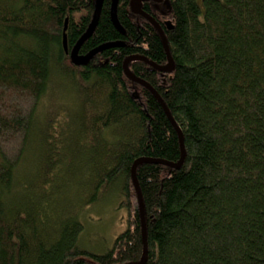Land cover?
I'll return each mask as SVG.
<instances>
[{
  "label": "trees",
  "instance_id": "1",
  "mask_svg": "<svg viewBox=\"0 0 264 264\" xmlns=\"http://www.w3.org/2000/svg\"><path fill=\"white\" fill-rule=\"evenodd\" d=\"M130 1L118 0L123 33L104 1L78 53L121 45L77 67L62 47L64 23L70 51L95 0H0V264H136L142 258L132 165L141 158L174 164L181 151L158 100L124 74L130 57L168 63L155 27L131 13ZM167 1L168 8L144 2L142 11L162 30L173 71L140 60L128 64L162 100L185 153L179 169L144 163L135 170L145 264H264V0ZM62 83L75 101L73 141L90 155L85 177L67 196L53 183L60 172H74L63 164L56 137L61 120L52 125L49 116L38 117L43 99ZM37 139L49 160L42 171H36ZM111 194L125 214V230L107 253L94 254L79 245L78 214Z\"/></svg>",
  "mask_w": 264,
  "mask_h": 264
},
{
  "label": "rangeland",
  "instance_id": "2",
  "mask_svg": "<svg viewBox=\"0 0 264 264\" xmlns=\"http://www.w3.org/2000/svg\"><path fill=\"white\" fill-rule=\"evenodd\" d=\"M51 94V96H46L40 104L38 117L49 116L51 118L50 124L52 125L55 120H61L58 125L61 132H58L56 137L57 139H59L58 136L61 137V150L64 152L65 158L63 164L68 165V169L74 172L71 174L73 175L71 179L69 178L71 176L69 172L67 174H65V171L64 174L60 172L57 180L53 183L61 184L67 196L79 187L78 185L85 177L87 168L89 167L87 159L90 155L86 147L78 145L73 141L74 135L78 132V125L76 123L75 101L70 89L62 83L60 91ZM71 100L73 104L70 103L72 107L68 113L69 120L68 117L66 120L65 108H67ZM35 147V158L39 162L36 171H42L44 167L48 166L49 160L48 157L43 158L41 156L45 152V149H43L42 143L38 139L36 140ZM42 158L44 161H42ZM78 220L83 226L79 237V245L94 254L103 255L107 253L111 249L114 239L125 230V214L123 211L117 209V200L112 194L105 201L82 209L78 214Z\"/></svg>",
  "mask_w": 264,
  "mask_h": 264
},
{
  "label": "water",
  "instance_id": "3",
  "mask_svg": "<svg viewBox=\"0 0 264 264\" xmlns=\"http://www.w3.org/2000/svg\"><path fill=\"white\" fill-rule=\"evenodd\" d=\"M104 1H110V19H111V22H112L113 26L119 32L123 33V30L120 27V25L117 21V17H116L118 0H95L94 12H93L91 21H90L85 33L79 38V40L76 42V44L74 45V47L71 49L70 52L67 49V41H66V34H65L66 29H67V20H65L64 28H63V34H62V47H63L65 54L69 55V59H70L71 63L77 67H82V66L87 65L88 62L90 60H92V58L96 54L102 52L103 50L111 48V47H117V46L121 45V43L104 44L102 46H99V47L93 49L92 51H90L86 55H79V53H78L81 45L92 35V33H93V31L97 25L99 15H100V11L102 8V4ZM144 2H152L155 4V6H157L159 4H164L168 8V1L167 0H131L129 2V8H130V11L132 14L138 15V16L144 18L145 20H147L149 23H151L155 27L157 33L159 34V36L161 38L164 50L166 52L168 64L166 66H163V67H158L146 59H142L139 57H131V58H128L125 60V62L123 64V70H124L125 76L129 80H131L132 82L137 83V84L145 87L146 89H148L155 96V98L158 100V102L160 103L165 115L167 116L168 120L170 121V123L172 124V126L174 127V129L176 130V132L178 134L179 142H180L181 159L177 164H172V163H168V162H165L162 160H152V159L141 158V159L136 160L134 162V164L132 165L131 178H132L134 189H135L136 194H137V200H138L140 217H141L142 242H143V255H142L140 262H138L136 264H145L146 255H147V242H146L145 224H144V219H143V204H142V199H141L140 191L138 188V184H137V181L135 178V170L139 165L144 164V163L160 164V165H164V166H167L169 168H172V169H179L180 166L182 165V162L184 160V155H185L184 147H183V143H182L181 131L176 126L173 119L171 118V116H170L167 108L163 104L162 100L158 97V95L146 83H144L140 79L136 78L128 69L129 62L135 61V60H143L147 64H149L151 67H153L155 70L162 72V73H171L173 71V68H174L172 59L170 57V54H169V51L167 48L166 39H165V36H164L162 30L160 29L158 24L152 19V17H150L148 14H146L145 12L142 11V3H144ZM168 28H170V26H168Z\"/></svg>",
  "mask_w": 264,
  "mask_h": 264
},
{
  "label": "bare ground",
  "instance_id": "4",
  "mask_svg": "<svg viewBox=\"0 0 264 264\" xmlns=\"http://www.w3.org/2000/svg\"><path fill=\"white\" fill-rule=\"evenodd\" d=\"M110 2V1H109ZM155 5V4H154ZM130 9V8H129ZM74 47V46H73ZM71 51V50H70ZM69 51V52H70ZM131 58V57H130ZM139 58H141V57H139ZM128 59V58H127ZM142 59H145V58H142ZM147 60V59H146ZM136 61V60H135ZM140 61H143V60H140ZM71 62V61H70ZM125 62V61H124ZM124 62H123V64H124ZM145 62V61H144ZM168 64V63H167ZM149 65V64H148ZM75 66V65H74ZM150 66V65H149ZM166 66V65H165ZM163 67V66H162ZM153 68V67H152ZM154 69V68H153ZM131 81V80H130ZM142 81V80H141ZM145 83V82H144ZM148 85V84H147ZM181 159V158H180ZM178 163V162H177ZM177 163H174V164H177ZM131 180H132V178H131ZM133 183V182H132Z\"/></svg>",
  "mask_w": 264,
  "mask_h": 264
}]
</instances>
